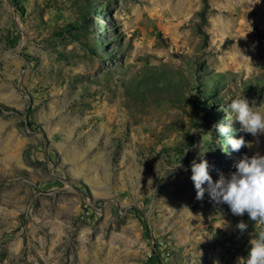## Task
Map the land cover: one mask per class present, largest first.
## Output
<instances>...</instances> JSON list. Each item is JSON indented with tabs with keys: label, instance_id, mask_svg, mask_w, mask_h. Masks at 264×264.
Wrapping results in <instances>:
<instances>
[{
	"label": "rangeland",
	"instance_id": "rangeland-1",
	"mask_svg": "<svg viewBox=\"0 0 264 264\" xmlns=\"http://www.w3.org/2000/svg\"><path fill=\"white\" fill-rule=\"evenodd\" d=\"M237 96L264 114V0H0V264L246 257L264 225L191 179L264 155Z\"/></svg>",
	"mask_w": 264,
	"mask_h": 264
},
{
	"label": "clouds",
	"instance_id": "clouds-1",
	"mask_svg": "<svg viewBox=\"0 0 264 264\" xmlns=\"http://www.w3.org/2000/svg\"><path fill=\"white\" fill-rule=\"evenodd\" d=\"M228 108L235 115L243 131L253 136L264 133V114L250 107L243 96L232 99ZM214 128L223 137L230 131V128L223 124L214 125ZM226 144L230 145L233 151L250 146L243 137L239 139L228 137ZM179 166L175 165L169 172ZM234 167L235 171L228 176L220 174L214 182L208 171V161L203 159L201 152L200 162L193 160L191 163V179L196 190V198L202 199L207 191L216 203L227 204L233 215L243 216L247 213L255 224L264 225V155L259 153L251 157L245 155ZM205 184L207 189L204 187ZM238 228L243 231L246 225L241 222ZM236 264H264V229L249 240L247 256L238 257Z\"/></svg>",
	"mask_w": 264,
	"mask_h": 264
}]
</instances>
